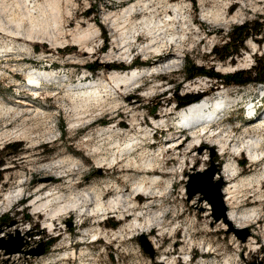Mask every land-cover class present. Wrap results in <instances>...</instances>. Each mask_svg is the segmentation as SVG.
Here are the masks:
<instances>
[{"label": "rangeland", "instance_id": "374dc122", "mask_svg": "<svg viewBox=\"0 0 264 264\" xmlns=\"http://www.w3.org/2000/svg\"><path fill=\"white\" fill-rule=\"evenodd\" d=\"M65 1L60 0L61 4L59 3L63 7L59 27L55 28L53 24L51 26L48 24L47 30L50 32L52 29L59 40L69 38L71 41L69 35L71 31L79 26L85 28L87 23L92 24L97 33L90 45L93 43L91 46L94 47L97 56L80 61L76 58V53L81 49L79 44L66 42L49 50L52 45L45 38L44 43H33L29 52L18 48L20 41L15 45V50L2 52L10 56L4 57L0 64V105L15 108L20 113L14 119L9 117L0 119V134L22 130L27 132V136L24 138L11 135L0 140V162H3L0 167L3 177L0 181V199L6 191L20 184H23L24 189L22 196L15 200L7 211L0 214V244H20L23 252L37 249L44 244L45 253L33 257L24 253L6 254L5 250L0 249V264H251L253 261L264 263V199L258 197L264 195V182L261 187L254 183L253 187L243 191L240 194L243 195L238 198L236 210L239 214L250 213L252 209H256L254 218L247 223L248 226H238L243 220L228 221V208L226 219L221 217L216 220V215L221 212L220 203H224L225 198L222 191L227 186L223 172L226 163L233 162L234 158L235 163H238L237 174L240 176L235 178L236 182L241 175L247 174L259 175L260 181H264L261 173L264 170V162L259 159L252 166L244 153L238 157H235V154L220 156L217 143L210 141L207 135L202 137L203 147L198 148L202 153L197 159L192 160L194 154L188 152L193 138H189L179 149L173 146L169 149L170 144H166L169 132L158 134V130L153 127V118L165 115L166 123L176 119L174 107L177 105V94L198 93L201 97L216 98L214 90L206 89L207 86L216 83L228 91L230 99L235 103L241 96L252 95L264 85V82L238 85L233 76L228 78L237 71H249L256 64L255 58L264 56V0H145L149 6L152 5L150 8L152 12L140 10L141 7L138 6L136 12L131 14L132 25L136 24V28H139L142 25V18L153 22L165 21L177 14L175 24L163 27L161 33L166 36L173 30L178 33L184 32L183 50L175 55V48H172L170 54L161 60L158 57L166 52V48L159 52H141V46L150 41V37L139 28L135 37L131 38L127 55L122 59L110 61L107 67L101 61L112 48L113 32L105 23V16L111 11L120 12L121 9L139 0ZM18 2L20 3V0H0V21L5 22L3 24L6 28L14 27L9 17L17 19V15L20 16L22 7H17ZM29 2L32 5L43 0ZM175 5H178L180 10H176ZM2 7L4 8L1 10ZM32 11L33 15L42 17L36 6L32 7ZM216 11L229 19L234 14L238 17L227 24L222 22L215 24L203 16L206 13H217ZM255 20L263 23V32L249 35L238 48L236 44L230 45L229 33L233 27ZM47 21L51 23L48 19ZM25 24L27 23L24 21L20 27L21 33H24L23 28L27 26ZM7 41L8 38L0 36V47ZM105 42L107 48L102 50ZM214 48L217 49L216 52H213ZM114 51L116 53L117 48ZM227 52L233 53L220 60L219 57ZM247 55L251 56L249 65L228 71L229 63L234 65ZM173 58L178 61L176 67L167 68ZM136 59L145 65L133 64ZM131 60H134L132 64ZM41 61L54 62L51 69H54L53 72H60L58 75L61 82H52V85L48 86L42 81L46 88L39 91L38 97L35 98L33 91L25 90L28 87L24 83L28 81L19 73L23 72L24 75V72L28 71L26 69L30 67L43 69ZM192 62L203 66L209 73L217 72L223 77L220 79L218 76L200 75L186 79L185 64L190 65ZM88 65L96 68L95 72L92 71L91 81L94 83L112 71L123 72L130 68L142 69L156 65L158 70L143 76L126 90L123 87V94L115 95V98L108 99L102 106L89 107L90 112L86 114L88 118L72 126L71 123L77 118L75 116L77 112L72 108L73 103L69 100L72 92L68 88H75L78 74ZM121 65L127 69H120L118 66ZM53 72L47 71L45 77L48 79L49 75L57 76ZM198 80L206 81L207 85L196 89L190 87V84ZM22 86L25 87L24 91ZM32 95L34 98H31ZM20 97L22 101L27 99L32 104L25 106L17 102ZM167 98L169 100L165 101ZM128 102L135 104L134 107H129ZM232 107L237 108L234 105ZM36 113L38 115H34ZM240 114L241 110L227 114L226 117H230L223 120L217 130L236 129L234 135L236 138L240 137L239 142H242L254 135L253 131L260 123L255 120V123L250 124ZM102 131L104 133L100 136ZM155 131L156 143L153 144L152 135ZM261 132L264 134V129ZM59 136L61 137L58 138ZM130 138H134L137 146L133 151L123 152L122 160L115 164L113 161L116 155L114 152L117 151L115 144ZM160 146L163 151H158ZM95 151L99 154H95ZM130 157H135L138 162L149 158L151 167L139 170L134 166H125L126 159ZM59 159L73 161L76 164L73 166L74 172L67 171L62 174L61 169L60 172L50 171L51 163ZM99 159L101 163L98 162ZM68 166L71 167L70 164ZM68 166L64 167L65 171ZM44 175H49L47 179L50 180V186L61 192L66 200L77 199L84 192L95 188L101 193L103 202L122 195L131 202L130 207L132 203L135 207L127 208L129 211L124 210L122 215L120 211L109 213L102 211L94 217L75 208L53 219L54 229L51 231L44 229L47 220L44 208L34 211L28 206L30 199L37 193L35 191L37 186L46 179ZM153 175L161 176V179L153 184L157 188L152 197L146 193L136 195L133 183L135 176L144 177L143 180H146ZM219 186L222 201L218 196ZM202 189H205L206 193L202 192ZM245 229L248 236L243 241L241 237L245 234ZM39 231L42 232L40 238L31 241L30 238L35 237ZM93 234L96 236L93 237ZM142 236L151 246L153 256L145 251L146 243ZM65 251H74L76 259L57 261L59 254ZM47 259L55 262L48 263Z\"/></svg>", "mask_w": 264, "mask_h": 264}, {"label": "bare ground", "instance_id": "6f19581e", "mask_svg": "<svg viewBox=\"0 0 264 264\" xmlns=\"http://www.w3.org/2000/svg\"><path fill=\"white\" fill-rule=\"evenodd\" d=\"M122 1H127V0H119V2H122ZM65 2H68V0H66ZM59 3H60V0H43V2L41 3L37 2L32 5H30L29 0H20V3L18 2L17 7L19 8L22 7L20 11V16L16 14L18 16L17 19H12L11 17H9L10 18L9 21H11L14 27L6 28L5 27L6 25L3 24L5 22L2 23L0 21V36H3V37L5 36V38H8V41L5 42L0 47V50L2 49V51H0V54H2L0 55V64L2 60L4 59V57L6 58L10 56V54H7V53L3 54L2 52L6 50L8 51L15 50V45L17 44L18 41H20V43L18 42V48L22 51L26 50L28 52L30 51L31 45L33 43H44L45 39L46 41H49L52 45L51 47H49V50H52L53 48H57V45L59 44H63L66 42H74L81 46V49L78 50V52L76 53V58L78 60L84 61L89 58H93L97 56V52L95 51L94 47L91 46L93 43L90 45V43L93 41V38L95 37L97 33V29H95V27L92 24L87 23V26L85 28H83L82 26H79L74 31H71L69 33V35H71V41L68 40L69 38L67 39L63 38L62 40H59L55 32L52 29H51L52 32L51 30L50 32L48 31L49 30L47 28L48 24L50 26L51 24H53L54 27L57 28L58 24L61 21V14H62L61 12H63L61 9L63 7L60 6L61 3L60 4ZM33 6H36L39 9L40 16H42L41 18H39V15L38 16L33 15V11H32ZM138 6L141 7L140 10L141 9L144 11L149 10L150 12H152V10L150 9L152 8L151 7L152 5L149 6V4L145 3V0H142V1L139 0L121 9L120 12L111 11L108 14H106L104 20H105V23L110 27V30H112L113 35H112V48L109 52H107V54L104 55L103 58L105 59L101 61L102 63H104L105 67L108 66L107 64L110 61H114L116 59L118 60L122 59L127 55L130 49L131 38L135 37V34L136 32H138L139 28L142 29L143 33H146L150 37V41H148L146 44L141 46V52L143 53H148L152 51L159 52V51L165 50L166 48V52L163 54H160V56L158 57L159 60H161V59H165L170 54V52L172 51V48H175V52H176L175 55L180 54L181 51L183 50L184 44H185L184 43L185 42L184 32L178 33L172 29L173 31L170 34H167L166 36H164V34L161 33L163 27L168 26V25L173 26L175 24L174 21L177 18V14L174 15L175 17L171 16L172 17L171 19H167L165 21L158 20L155 22L154 20L153 22V21H150V19L148 20L147 18L146 19L142 18L141 27L136 28V24L132 25L133 22H131L130 20L132 18L131 14L133 12H136V8ZM174 7L176 10H180L178 9L179 8L178 5H175ZM3 8L4 7H2L1 10ZM46 14L48 18H46ZM166 16L169 18L168 14H166ZM203 16L205 17V19L207 20L210 19L215 24L219 22L227 24L228 22L235 21L236 18L238 17L237 14H234L229 19L226 17V15L218 14V12L212 13V14L206 13ZM47 19L51 23H48ZM24 21L27 23L25 24L27 26L23 28L24 33H21L20 27L22 26ZM164 22H168V23H164ZM58 30H60V28H58ZM161 34L163 36H161ZM172 43L173 45H171ZM10 44L12 45L11 47H10ZM115 48H117L118 50L116 51V53L114 51ZM174 57L176 58V56ZM250 59H251V56L247 55L241 60H238L236 64L234 65L232 64L230 65L229 63L227 68H229L230 70L228 71H232L234 69L245 68L247 65H249ZM177 62H178L177 59L174 60L173 58L172 63L168 64L167 68L171 69V68L176 67ZM53 64H54L53 61H51L50 63H45V61L44 62L42 61L41 65L43 69L34 68V67H30L28 69L25 68L28 71L24 72V76H25V80L27 79L29 84L28 82H25L24 85L28 88H25L24 86H22V88L24 87L25 90L29 89L33 91V94L35 95V98H36L38 97L37 95L39 91L46 88V86H44L42 81L43 82L45 81L46 85L48 86L52 85V82L53 83L61 82V78L58 75V73L60 72H53L54 69H51ZM157 67L158 65L152 66V67L150 66L143 67L142 69L130 68L123 72L112 71L110 73L104 74V77L95 83L92 81H90L89 83H86L83 80H80L78 78L77 85L75 86V88L72 87L71 84H70V87L72 88H68V90L70 89L69 91L72 92L71 93L72 95L69 96V100L72 101L73 103L72 108L74 109L75 112H77L75 113V116L77 118L75 119V121L71 123V125L73 126L79 122H82L83 119H87L88 115L86 114L90 112L89 107L102 106V104H104L108 99L115 98V95L119 93L123 94L122 93L123 87L125 88L124 90H126L128 87L133 86L143 76L152 74L151 72H156L158 70ZM227 68H224V69H227ZM47 71H52L57 76L49 75L50 77L47 79L45 77V74H47ZM21 74H23V72ZM80 84H84V85H80ZM206 85H207L206 81L198 80L190 84V87L196 89V88H203ZM24 88L22 91H24ZM262 88H264V85ZM153 89L154 88H152V90ZM206 89L214 90L217 96L216 99L221 98L223 100H226L228 103L230 102V99L227 98L230 94L228 93V91H226L224 87L217 86L216 83H213V85L207 86ZM256 94L257 92L254 91L252 95L240 97V98L246 99L245 102H249L248 105L250 106L248 107L247 110L252 109L254 110L255 114L258 113L261 109H264L262 107L264 106V96H260ZM21 98L22 97L18 98L16 101L19 103H23L25 106L26 105L30 106L32 104L28 102L29 100L27 99L25 101H22L23 99ZM31 98H34V96L32 95ZM168 100L169 99L167 98L165 101H168ZM215 101L216 100L214 99V96L213 97L208 96L204 99V105L208 107L206 108L207 110L205 111V113L204 114L202 113L201 116L205 115L207 112H210V111L213 112V110L216 109L215 107L217 105L214 106ZM235 103H238V102L235 101ZM128 105L129 107H134L135 104L133 105L132 102H128ZM220 107L222 106L221 105L217 106V108H220ZM197 108H192L191 112L189 113L188 111H181L178 114L179 116L178 120L176 119L177 121L174 120V122L170 121L168 124L174 123V125H177V124L193 125L194 121L198 119V117L195 118L189 115L192 112H196ZM203 109L204 108L201 107L200 111H203ZM19 113L20 111H17V109L15 108L6 107V106L4 107L2 104L0 105V119L4 117H9L11 119H14L18 117ZM38 113L34 115H38ZM89 115L91 116V114ZM164 117L165 115L157 119L153 118V125H154L153 127L159 128V126L167 125V123L164 120ZM258 119L259 120H256V121L260 123L259 126L256 128V130L253 131L254 135L246 141L239 142L240 137L236 138V135H234V131H236V129L227 130L226 128L225 129L222 128V130L220 131L217 130V133L215 132L216 129L215 130L213 129L214 131H212L210 135H207L208 136L207 138H209L210 141L216 142L218 144L216 145L219 147L220 156H226L225 152L227 150H228L227 153L232 152V153H228L231 155H233L234 153H240L242 151H245L247 153V156L252 166L256 164L259 161V159H261L260 161L264 162V134L261 132V130L264 129V117H260ZM248 122H250V124L255 123V121H248ZM205 123H202V124L196 123L195 126L200 127ZM177 127L178 126H175V130L173 131H176V132L174 133L172 131V128H169L166 130L167 132H169V135H170L168 137L169 138L168 142L166 143L167 145L170 144L169 149L172 148L171 146H173L175 149H179L189 139V137L187 136L185 141H182L181 140L182 136L181 137L179 136L180 130ZM17 131H20V130H17ZM17 131L15 132L10 131V132H7L6 134L5 133L0 134V140L8 138L11 135H15V137L23 136L24 138L25 136H27L26 135L27 132H23L22 130L20 132H17ZM105 131L108 132V129H106ZM248 132L249 131H246V133ZM103 133L104 132L102 131V134L100 136H102ZM191 134L193 136L192 137L193 140H191L192 143H190V146H189L190 150L188 153L194 154L192 155L193 156L192 160H194V159H197V157H199L198 155L202 153L201 151L198 150V148L203 147L202 142L200 144L198 142L200 141L201 137H206V135L205 134L199 135V134H196L195 132H192ZM135 142L136 141L134 140V138H130L126 141L116 143L115 145L117 147V151L115 149L116 152L114 153H116V155L114 156V159H117L119 157L120 155V154L118 155L119 152L125 153L126 151H129V150L133 151L132 150L133 147L131 146H133V144L137 146L138 144L137 142L136 143ZM158 151H163L162 146L158 147ZM203 152H208V150H203ZM95 154L98 155L99 153L95 151ZM121 160L122 159L120 158V161ZM120 161H117L115 164H117ZM98 162L101 163L102 162L101 159H99ZM69 164L71 165V167L68 166ZM125 164H126L125 166H130V167L134 166L136 168H139V170H145L146 168L148 169L151 167V159L148 158L144 161L140 160L138 162V160H136L135 157H130L126 159ZM235 164L236 163H235V158H234L233 162L230 163V161H228L226 165L224 166V169H223L224 181H225V185L227 186L224 188L222 193L225 196L224 203L228 208L227 220L230 222H234L236 220H243L240 222L238 226L245 227V226H248L247 223H249L254 218L256 209H252L250 213L239 214L236 210L238 208V205H237L238 198L243 195V194L240 195L241 193H243V191H245L246 189L249 190L251 187H253L254 183H257V185L261 187L264 181H260L259 175L251 176L247 174L243 176L241 175L239 180L235 182V178H237V176H240L239 174H237L238 169L236 166L238 163L236 165ZM74 165L76 164L73 161H68L67 159H59L55 162H52L49 168H50V171L57 170L58 172H60L59 170L61 169L62 170L61 173L63 174V173H66L67 171L74 172V167H73ZM66 166L68 167H67V170L65 171L64 167ZM261 173L264 176V170ZM64 176L66 175H63V177ZM43 177L44 178L46 177V179H43L39 183V185L37 186V189L35 190L37 193L33 196V198L30 199V203L28 206L31 207L34 211L39 210V209L41 210L42 208H44L43 209L45 210L44 213L47 216V220L44 223L45 224L44 229L47 228L50 231L54 229L53 219H55L59 214L70 211V210H74L75 208L79 209L80 212L82 211L88 212L92 217H94L99 212H102V211L106 213H109L111 211L112 212L120 211V215H122V212L124 210L129 211L127 210V208L130 209L131 207L133 208L135 207V204L133 203L130 207L131 202L127 200L126 198H123L122 195H118L115 198H112V199L107 200L106 202H103V199L101 198V193L98 192L95 188H92L89 192H84L77 199H67L66 200L65 197L62 196L61 192L56 191V188H52V186H50V180L47 179L49 178V175H44ZM143 179L144 177L135 176V179L133 182L135 183L134 193L138 196L139 194H142V193H146L151 196L154 193V190L157 188L156 186H153V184L155 185L156 183H158L161 179V176L153 175L151 178L149 177L146 180H143ZM23 191H24L23 184L18 185V187L14 189L6 191L1 196V199H0V214L3 211H7L13 205L15 200H17L20 196H22ZM258 197L261 199L262 198L264 199V195H260ZM149 223L150 222L148 221V224ZM40 235H42V232L39 231L36 234V236L31 237L30 240L33 241L34 238L35 239L40 238ZM92 236L95 237L96 234H93ZM71 259H76L75 252L65 251L64 253L59 254L57 261L58 260L64 261V260H71ZM46 261L48 263L55 262L54 260H50V259H47Z\"/></svg>", "mask_w": 264, "mask_h": 264}, {"label": "trees", "instance_id": "16d2710c", "mask_svg": "<svg viewBox=\"0 0 264 264\" xmlns=\"http://www.w3.org/2000/svg\"><path fill=\"white\" fill-rule=\"evenodd\" d=\"M194 1V0H193ZM262 22H259L257 20L255 21H251V22H245L241 25H237L233 27L232 32L229 33L230 36V45L231 44H236L237 48L240 47L242 45V43L246 40V38L249 35H258L261 34L263 32L262 30ZM105 40L107 41V37L105 38ZM107 45L106 42L104 43L102 50H106ZM37 50V48H36ZM217 49L214 48L213 52H216ZM233 52L229 53L227 52L224 56H220L219 59L220 60H224L225 58H227L228 55L232 54ZM256 60V64L251 67V69H249V71H237L235 72L233 75H229V77L233 76V79L236 80V84L238 85H244L250 82H260L263 83L264 82V56H259L255 58ZM135 64L136 65H140L143 66L145 65L144 62H141L139 60H135ZM258 65V66H257ZM260 65V67H259ZM120 67V69H127L126 66L121 65L118 66ZM87 68L93 72H95L96 68L93 65H88ZM185 70V78L186 79H192L196 76H200V75H210L213 77H219L220 79L223 77L222 74L217 73V72H211L209 73L208 71H206L204 69L203 66H198L196 65L194 62L190 63V65H186L184 67ZM227 78V77H226ZM200 96V94L198 93H186L183 95H176V100H177V105L179 107H183L189 103H191L192 101L196 100L198 97ZM17 145V144H14ZM3 162H0V167L2 166ZM3 179L2 177V172L0 171V181ZM115 225V224H113Z\"/></svg>", "mask_w": 264, "mask_h": 264}, {"label": "water", "instance_id": "95a60500", "mask_svg": "<svg viewBox=\"0 0 264 264\" xmlns=\"http://www.w3.org/2000/svg\"><path fill=\"white\" fill-rule=\"evenodd\" d=\"M220 186L218 187V196H219V199L222 201V195L219 192ZM201 191L206 193L205 189H202ZM220 204H221V212L216 215V220H219L221 217L226 219L227 207L225 206V204L223 202H221ZM244 233L245 234L241 237V239L243 241L248 236L247 229L244 230ZM142 239H144V242L146 243L144 245L145 251L150 253L151 256H153L154 252H153L151 246L147 243L146 238L144 236H142ZM21 247L22 246L20 244H16V243H3V244H0V249L5 250L6 254L24 253L25 255L27 254V255H31L33 257H39V256H41V255H43L45 253L44 244H41L37 249H33L31 251H25V252L22 251ZM251 264H264V263H263V261H258V262L257 261H253Z\"/></svg>", "mask_w": 264, "mask_h": 264}]
</instances>
